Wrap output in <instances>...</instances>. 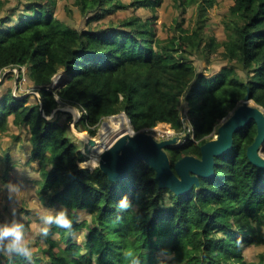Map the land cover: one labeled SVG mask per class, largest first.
Listing matches in <instances>:
<instances>
[{
  "label": "trees",
  "instance_id": "trees-1",
  "mask_svg": "<svg viewBox=\"0 0 264 264\" xmlns=\"http://www.w3.org/2000/svg\"><path fill=\"white\" fill-rule=\"evenodd\" d=\"M8 1L0 0V70L26 66L39 97L30 101V94L1 90L0 133L9 122L26 128L43 183L36 196L71 221L70 229L55 220L42 229L48 260L41 263L30 252L33 264H264V252L258 262L243 254L247 245L264 243V168L247 156L257 132L254 121L234 133L228 153L215 157L213 177H200L198 190L176 195L160 188L155 170L142 161L122 181H111L98 166H80L85 156L68 136L67 121L47 118L58 106L73 105L82 110L79 129L91 136L104 117L121 112L135 130L158 122L179 130L185 101L194 138L165 150L171 163L186 154L200 156V145L248 91L264 107V0H233L230 32L222 41H204L199 28L164 41L152 22L137 16L106 29H79L53 15L55 0H16L14 13L5 7ZM75 3L84 12L119 5ZM200 46H221L227 63L210 76L198 73L185 54ZM60 69L66 71L64 84L49 86ZM80 210L90 213V223L79 218ZM82 228L87 233L78 241L72 234ZM22 254L2 252L0 264H27L19 262L30 258Z\"/></svg>",
  "mask_w": 264,
  "mask_h": 264
},
{
  "label": "rangeland",
  "instance_id": "rangeland-1",
  "mask_svg": "<svg viewBox=\"0 0 264 264\" xmlns=\"http://www.w3.org/2000/svg\"><path fill=\"white\" fill-rule=\"evenodd\" d=\"M137 0H117L119 3L118 6L114 8L109 7L110 10H99V12L95 11H82L80 7L75 3V0H55L52 13L59 19L63 20L66 24L76 27V28H85L92 27L96 30L106 29L108 27H112V25L120 24L124 19H129L130 17H139L142 21L152 22V26L155 32V36L167 41L172 36H178L182 34L183 31L186 33H190L196 28H199L200 34L205 41L208 37H214L216 41H222L227 37V34L230 32L231 27V18L229 15V6L233 3V0H148L147 5L140 6L136 2ZM16 3V0H9L5 7L9 9V11L14 13L13 5ZM136 3V4H135ZM112 5V2L107 4V6ZM96 14V15H95ZM95 15V16H94ZM222 47H217L214 51H208L204 49L203 46L199 48L191 49L189 52L185 54L186 60L191 62L198 73H202L204 75L210 76L216 73L223 65L227 63V59L224 58L222 54ZM16 71H8V75L3 78V86L1 89L6 87H11L14 90L16 84ZM66 74V71L60 69L54 76L57 79L59 76ZM24 78L22 81L21 89H17L16 93L22 94H30V101H34L39 95L35 92V86L28 81V68L26 67V71L22 74ZM34 92H33V91ZM185 101H183L181 108L184 107ZM68 106H72L78 111V115L75 116L74 112L67 108ZM59 111L55 114L56 111ZM68 114L70 118L68 119ZM82 114V110L73 105H60L58 106L51 115L57 116L62 121H67L68 136L75 141L80 146L81 153L85 156V160L80 163V166L87 167L89 169H93L95 166H89L85 162L90 159L92 152L89 149V145L84 142L82 139L78 137L76 134L77 131H81L78 127L80 125L79 116ZM112 116H106L102 119L100 124L98 125L97 132L98 133L101 125L105 121H109ZM220 124V123H219ZM159 127L166 129L167 126L164 124H160ZM218 127V126H217ZM216 127V128H217ZM85 131V130H82ZM87 133V131H85ZM216 133V129L212 134L214 137ZM88 134V133H87ZM95 134V135H96ZM98 152H93L92 156L97 157ZM4 160L7 161V156L4 157ZM37 163V162H36ZM37 165V164H36ZM36 183V193L39 192V189L42 187L41 179L35 181ZM28 202V200H26ZM171 203L169 198V193H164V201L163 205L168 206ZM49 211V209H48ZM54 216L56 217L61 212L58 208H54ZM52 215V214H51ZM80 219H87V221L91 222V215L86 210L79 211ZM49 223V222H48ZM49 226V225H48ZM39 227V231H40ZM264 231V225H263ZM87 230L82 228L72 234L73 238L82 241L85 237ZM56 236V235H55ZM6 238H0V253L5 251L3 248L5 247ZM40 242L34 247L30 246V251L36 253L41 258V263L47 259L46 252L43 253V248L47 247V242L43 240L37 241ZM42 248V251L39 249ZM13 249V248H12ZM264 252V243L260 244H251L247 245L243 249L244 258L249 262H258L260 259V253ZM22 254V252L19 251ZM12 252L7 251V255L10 257ZM158 256L161 259H168V255H164L162 253H158ZM19 262L33 264L35 263L34 259L30 255L28 261L23 259H19ZM226 264H236L233 262Z\"/></svg>",
  "mask_w": 264,
  "mask_h": 264
},
{
  "label": "water",
  "instance_id": "water-1",
  "mask_svg": "<svg viewBox=\"0 0 264 264\" xmlns=\"http://www.w3.org/2000/svg\"><path fill=\"white\" fill-rule=\"evenodd\" d=\"M64 80V75H61L57 83L52 81L49 86L59 87ZM250 101L254 100L248 91L221 119L214 137L200 145V156L186 154L171 163L165 148L174 145L177 136L159 140L150 133L139 131L115 136L112 143L99 153L96 166L111 181H122L136 163L142 161L155 170L160 188H168L176 195L187 194L193 187L196 190L200 188V177L215 175V157L228 153L233 147L234 133L254 121L257 132L247 147V156L254 165L264 168V107L255 101V104H250ZM90 137L89 143L93 144L94 135Z\"/></svg>",
  "mask_w": 264,
  "mask_h": 264
},
{
  "label": "crops",
  "instance_id": "crops-1",
  "mask_svg": "<svg viewBox=\"0 0 264 264\" xmlns=\"http://www.w3.org/2000/svg\"><path fill=\"white\" fill-rule=\"evenodd\" d=\"M3 84L0 85V91L3 90ZM5 156L7 161L4 160ZM36 164V161L31 160V144L26 128L9 122L8 129L0 133V230L14 224L21 225L22 241L24 246H29V252L31 245L34 247L40 243L37 240L41 241L42 229L51 223L44 219L49 216L51 209L36 196L34 182L39 179ZM5 238L7 242L3 253L7 255V251L12 252L13 249L9 247L11 237Z\"/></svg>",
  "mask_w": 264,
  "mask_h": 264
},
{
  "label": "built area",
  "instance_id": "built-area-1",
  "mask_svg": "<svg viewBox=\"0 0 264 264\" xmlns=\"http://www.w3.org/2000/svg\"><path fill=\"white\" fill-rule=\"evenodd\" d=\"M16 71L15 72V76H16V84L13 90V93L15 96L20 97L22 95V93H16L17 89H21V85H22V81L24 78L22 77V74L25 73L26 71V66H14V67H5L2 70H0V80H2L5 75L7 74L8 71ZM33 91V90H32ZM34 92V91H33ZM37 94L38 92L35 91ZM39 95V94H38ZM119 114H125V112H121V113H117V114H113L110 116H115V115H119ZM82 115L79 116V118H81ZM127 116V115H126ZM108 117V116H107ZM128 117V116H127ZM105 118V117H104ZM129 123H130V119L128 118ZM180 122H181V127L179 130H175L174 128L171 127L170 123L167 122H158L156 125L154 126H147V127H142L140 129H133L131 123H130V131L131 133H136L139 131H145L147 133H150L153 135L154 138L156 139H166V138H170L173 136H177V142L175 144H179L185 141L186 137L189 136L190 138H194V133H193V125L191 122V118L189 116V113L187 112V108L182 107L180 109ZM164 124L166 127V129L159 127L160 124ZM174 144V145H175Z\"/></svg>",
  "mask_w": 264,
  "mask_h": 264
},
{
  "label": "bare ground",
  "instance_id": "bare-ground-1",
  "mask_svg": "<svg viewBox=\"0 0 264 264\" xmlns=\"http://www.w3.org/2000/svg\"><path fill=\"white\" fill-rule=\"evenodd\" d=\"M60 79V76L55 79L54 83H57ZM250 104H255L254 101H250ZM70 110L74 112V115H78V111L72 106H68ZM124 133H131L130 131V123L128 117L125 114H119L112 116L109 121H105L102 123L98 133L94 135L95 142L93 144L89 143L90 135L87 134L85 131H77L76 134L80 139L86 142L89 145V149L92 152H98L96 156H90V159L87 160L85 163L89 166H96L98 164L99 153L102 152L109 144L112 143V140L115 136L124 134Z\"/></svg>",
  "mask_w": 264,
  "mask_h": 264
},
{
  "label": "clouds",
  "instance_id": "clouds-1",
  "mask_svg": "<svg viewBox=\"0 0 264 264\" xmlns=\"http://www.w3.org/2000/svg\"><path fill=\"white\" fill-rule=\"evenodd\" d=\"M44 219L46 222H52L54 219L57 226L63 227L65 229L71 228V221L68 218H66L64 211H61L59 215L56 216L55 218H53L52 216H47ZM21 228H22L21 225H16V224H14L11 227H4L2 230H0V238L11 237V243L9 247L16 249L17 251L24 252L25 255L30 256L31 253L24 246V243L22 241ZM44 231L46 233V230Z\"/></svg>",
  "mask_w": 264,
  "mask_h": 264
}]
</instances>
